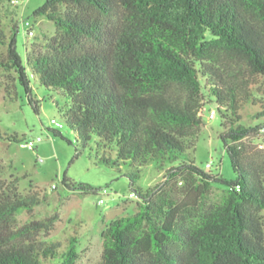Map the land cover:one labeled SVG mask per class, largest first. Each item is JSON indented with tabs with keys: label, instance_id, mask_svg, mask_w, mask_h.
<instances>
[{
	"label": "trees",
	"instance_id": "trees-1",
	"mask_svg": "<svg viewBox=\"0 0 264 264\" xmlns=\"http://www.w3.org/2000/svg\"><path fill=\"white\" fill-rule=\"evenodd\" d=\"M33 16L56 33L22 62L18 23L6 32L0 13V73L15 76L36 113L30 78L67 97L57 112L75 157L95 138V164L128 179L139 200L104 227L99 264H264V106L243 124L245 106L263 101L250 86L264 78V0H45ZM206 105L220 118L232 182L191 159ZM0 141L20 139L0 131ZM148 165L167 169L163 190L136 185ZM215 183L227 188L205 204ZM42 201L6 184L0 168V264H76V231L63 250L39 238L57 217L19 224Z\"/></svg>",
	"mask_w": 264,
	"mask_h": 264
},
{
	"label": "rangeland",
	"instance_id": "rangeland-1",
	"mask_svg": "<svg viewBox=\"0 0 264 264\" xmlns=\"http://www.w3.org/2000/svg\"><path fill=\"white\" fill-rule=\"evenodd\" d=\"M45 0H0L2 25L6 32L13 23H18L16 50L22 62L26 49L31 45L42 46L56 33L52 22L45 17H34L33 12ZM27 23V25H26ZM251 91L261 97V104L246 105L243 110V124L253 126L254 119L264 106V78L257 77L251 82ZM37 102L38 112L29 104L23 88L15 76L0 73V131L2 134L17 136L18 143L0 141V168L2 179L12 184L21 195L37 193L43 200L31 212L22 211L17 215L19 224L30 220L57 217L49 232L40 233L42 240L59 241L63 250L70 235L77 236L76 264H99L102 253L101 233L104 227L117 217L137 212V199L128 198L134 193L128 179L120 177L112 169L95 164V138L75 157L77 147L74 134L63 124L57 106L67 103V97L41 86L37 79L30 78V95ZM211 105L201 112L204 126L198 136L194 150L190 151L194 165L200 170L219 176L227 182L235 180L230 160L218 138L221 131L220 118L210 119ZM63 125L57 128L52 121ZM58 132L60 135L54 134ZM41 141L30 150L24 142ZM264 143V132L261 138ZM211 167L207 168V164ZM167 170V169H166ZM166 170L159 171L153 165L143 168L136 185L143 190H163ZM67 178L76 186L90 187L93 192L72 191L62 184ZM174 182H172L173 185ZM55 186V189H52ZM180 184L175 190L179 191ZM227 187L213 184L205 195V204L220 201ZM105 191V193H103ZM193 196L183 200L192 203ZM102 200V204L98 201ZM202 200V199H201ZM264 215V212H263Z\"/></svg>",
	"mask_w": 264,
	"mask_h": 264
},
{
	"label": "built area",
	"instance_id": "built-area-1",
	"mask_svg": "<svg viewBox=\"0 0 264 264\" xmlns=\"http://www.w3.org/2000/svg\"><path fill=\"white\" fill-rule=\"evenodd\" d=\"M26 25H27V23H26ZM209 117H210V119H213V118L216 117V111H215V109H212V110L210 111V115H209ZM52 123H53L57 128H62V124H60V123H58V122H55L54 120L52 121ZM263 132H264V131H263ZM40 141H41V139H40V138H37V139L34 140V141L24 142V143H22V145H23L24 147L30 149V150H34L35 145H36L37 143H39ZM258 147H259L260 149L264 150V143H259V144H258ZM206 166H207V168H210V167H211V165H210L209 163H208ZM236 188L238 189V186H236ZM52 189H55V186H52ZM103 193H105V191H103ZM128 198H130V199H138L137 196H136V194H134V193L129 194ZM102 203H103L102 200H99V201H98V204H102Z\"/></svg>",
	"mask_w": 264,
	"mask_h": 264
}]
</instances>
